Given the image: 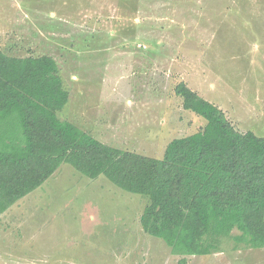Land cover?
Returning a JSON list of instances; mask_svg holds the SVG:
<instances>
[{
	"label": "rangeland",
	"instance_id": "1",
	"mask_svg": "<svg viewBox=\"0 0 264 264\" xmlns=\"http://www.w3.org/2000/svg\"><path fill=\"white\" fill-rule=\"evenodd\" d=\"M0 50L53 56L70 91L61 118L114 147L160 158L201 130L182 81L264 136V0H0ZM145 202L64 163L0 216V264H180L144 231ZM185 264H264V247L224 239Z\"/></svg>",
	"mask_w": 264,
	"mask_h": 264
},
{
	"label": "trees",
	"instance_id": "2",
	"mask_svg": "<svg viewBox=\"0 0 264 264\" xmlns=\"http://www.w3.org/2000/svg\"><path fill=\"white\" fill-rule=\"evenodd\" d=\"M183 108L207 120L172 139L155 158L106 144L61 118L70 101L51 55L0 50V216L54 175L62 164L146 199L140 223L180 264L192 255L264 247V136L240 130L216 104L184 81Z\"/></svg>",
	"mask_w": 264,
	"mask_h": 264
}]
</instances>
